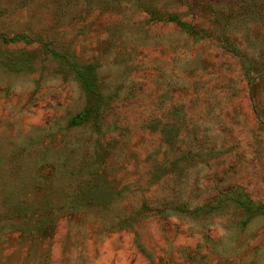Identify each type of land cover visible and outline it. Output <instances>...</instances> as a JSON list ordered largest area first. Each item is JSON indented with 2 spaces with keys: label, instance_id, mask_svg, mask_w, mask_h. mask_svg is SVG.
I'll return each instance as SVG.
<instances>
[{
  "label": "rangeland",
  "instance_id": "1",
  "mask_svg": "<svg viewBox=\"0 0 264 264\" xmlns=\"http://www.w3.org/2000/svg\"><path fill=\"white\" fill-rule=\"evenodd\" d=\"M0 264H264V0H0Z\"/></svg>",
  "mask_w": 264,
  "mask_h": 264
},
{
  "label": "trees",
  "instance_id": "2",
  "mask_svg": "<svg viewBox=\"0 0 264 264\" xmlns=\"http://www.w3.org/2000/svg\"><path fill=\"white\" fill-rule=\"evenodd\" d=\"M181 25L184 26V27H186L185 24H181ZM83 80H84V85H85V87H86V91L89 92V94H90V91L94 93V92H95V91H94V90H95L94 82H93V81H90V80L87 79L86 77H84ZM93 87H94V88H93ZM95 110H96L95 108H93V107H89V108L85 109L84 111H81L80 113H78V114L74 117L73 122H74V123H81V122H84V121L88 118L89 114H91V112H93V111H95Z\"/></svg>",
  "mask_w": 264,
  "mask_h": 264
}]
</instances>
